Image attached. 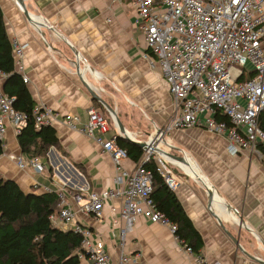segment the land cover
I'll return each mask as SVG.
<instances>
[{
	"label": "crops",
	"instance_id": "obj_1",
	"mask_svg": "<svg viewBox=\"0 0 264 264\" xmlns=\"http://www.w3.org/2000/svg\"><path fill=\"white\" fill-rule=\"evenodd\" d=\"M21 1L24 10L18 0H0L8 38L24 45L15 69L27 77L35 104L58 114L51 124L58 143L38 157L43 171L20 168L17 159L28 155L9 124L0 176L24 192L61 193L76 223L103 240L113 262L123 252L132 264H196L197 255L186 252L167 225L139 215L125 230L119 200L105 201L100 220L79 211L90 192L113 186L115 175L111 157L63 120L73 113L86 121L87 107L94 106L110 123L112 115L118 119L135 141L159 132L158 147L181 181L174 193L202 238L205 264H264V156L245 149L231 154L224 136L200 126L162 132L173 97L158 65L144 57L133 0ZM117 133L112 126L108 135ZM192 162L204 179L192 176ZM122 165L132 169L135 162L127 157Z\"/></svg>",
	"mask_w": 264,
	"mask_h": 264
},
{
	"label": "built area",
	"instance_id": "obj_2",
	"mask_svg": "<svg viewBox=\"0 0 264 264\" xmlns=\"http://www.w3.org/2000/svg\"><path fill=\"white\" fill-rule=\"evenodd\" d=\"M133 4L135 25L144 38V57L151 65H158L173 97V112L162 132L200 126L224 136L231 154L245 149L262 155L259 147H264V129L259 117L264 111V0H133ZM11 47L19 63L24 45L12 40ZM4 76L0 70V80ZM22 78L27 82L25 75ZM32 113L36 127L52 124L58 116L44 104L36 105ZM86 114V121L73 113L65 114L63 120L69 129L92 139L111 157L115 175L113 186L90 192L79 211L100 220L105 201L115 199L119 200V219L125 230L137 216L145 215L174 232V225L148 198L152 190L149 171L142 163H135L132 169L122 165L127 152L117 144L116 134L108 135L112 126L116 127L115 120L110 123L94 106L87 107ZM216 114L228 122L217 119ZM24 122L25 115L13 108L12 98L0 86V140L9 124L17 133ZM158 133L145 141L142 161L152 158L166 187L175 192L181 181L159 151ZM17 166L38 172L45 169L38 157L29 156L19 157ZM58 196L60 208L50 214V222L80 233L78 258L83 264H132L131 256L123 252L113 262L103 240L77 224L76 212L62 200L61 193ZM182 247L191 252L190 247ZM196 264H205L202 257L197 256Z\"/></svg>",
	"mask_w": 264,
	"mask_h": 264
},
{
	"label": "trees",
	"instance_id": "obj_3",
	"mask_svg": "<svg viewBox=\"0 0 264 264\" xmlns=\"http://www.w3.org/2000/svg\"><path fill=\"white\" fill-rule=\"evenodd\" d=\"M0 70L4 73L2 90L12 98L13 108L25 115V122L16 133L21 153L29 157L44 156L58 138L51 124L35 126L33 108L36 106L22 75L15 69L11 41L7 36L0 8ZM242 78V76L240 77ZM216 118L228 122L223 115ZM259 125L264 129V111ZM127 156L150 173L152 190L148 198L154 209L174 225V235L184 247L202 257V238L184 211L173 191H170L156 171L152 158L142 161L143 149L135 142L117 137ZM264 156V147H259ZM3 151L0 140V153ZM59 196L55 191L24 192L18 184L0 176V264H83L78 258L81 235L73 229L54 226L49 219L56 213Z\"/></svg>",
	"mask_w": 264,
	"mask_h": 264
},
{
	"label": "water",
	"instance_id": "obj_4",
	"mask_svg": "<svg viewBox=\"0 0 264 264\" xmlns=\"http://www.w3.org/2000/svg\"><path fill=\"white\" fill-rule=\"evenodd\" d=\"M18 2L20 3L21 7L23 8L22 1L21 0H18ZM23 10H24V8H23ZM25 14H27V13L25 12ZM58 34H59V36H61L60 33H58ZM2 86H3V83H2ZM112 117H113V119H115V117L113 115H112ZM115 123H116V127L118 129V133H117V136L118 137L124 138V139H127V140H131V141L135 142L143 150L146 149L145 142L135 141L126 131H124L123 126L121 125V123H120V121L118 119H115ZM159 151L161 153H163V151H161L160 149H159Z\"/></svg>",
	"mask_w": 264,
	"mask_h": 264
},
{
	"label": "bare ground",
	"instance_id": "obj_5",
	"mask_svg": "<svg viewBox=\"0 0 264 264\" xmlns=\"http://www.w3.org/2000/svg\"><path fill=\"white\" fill-rule=\"evenodd\" d=\"M191 166H193L194 168H195V170H196V173L195 174H192V176H198L199 178H201V179H204V175H202V173L197 169V167L194 165V163L192 162V164H191ZM185 167V166H184ZM192 167V168H193ZM187 172H188V174H189V171L187 170V168L185 167L184 168ZM191 174V173H190ZM197 174V175H196Z\"/></svg>",
	"mask_w": 264,
	"mask_h": 264
},
{
	"label": "rangeland",
	"instance_id": "obj_6",
	"mask_svg": "<svg viewBox=\"0 0 264 264\" xmlns=\"http://www.w3.org/2000/svg\"><path fill=\"white\" fill-rule=\"evenodd\" d=\"M112 118V117H111ZM113 119V118H112ZM113 120H115V119H113Z\"/></svg>",
	"mask_w": 264,
	"mask_h": 264
}]
</instances>
